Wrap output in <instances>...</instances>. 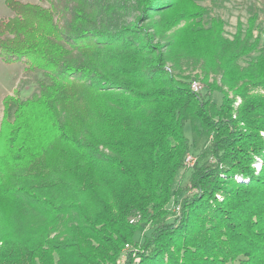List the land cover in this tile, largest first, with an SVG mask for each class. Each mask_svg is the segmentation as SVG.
<instances>
[{
    "label": "trees",
    "instance_id": "trees-1",
    "mask_svg": "<svg viewBox=\"0 0 264 264\" xmlns=\"http://www.w3.org/2000/svg\"><path fill=\"white\" fill-rule=\"evenodd\" d=\"M45 1L5 0L0 20V59L43 75L2 100L0 264H264L258 14L228 37L193 0H136L139 15L115 26L103 4ZM186 122L205 145L172 213Z\"/></svg>",
    "mask_w": 264,
    "mask_h": 264
},
{
    "label": "rangeland",
    "instance_id": "rangeland-1",
    "mask_svg": "<svg viewBox=\"0 0 264 264\" xmlns=\"http://www.w3.org/2000/svg\"><path fill=\"white\" fill-rule=\"evenodd\" d=\"M22 3H39L45 7L48 6L45 0H16ZM91 3H99L108 8L107 12L113 15L112 22H108L109 26H115L116 24H122L129 22L136 18L140 10L137 7L136 0H90ZM197 5L204 6L208 9V13L204 15L203 21L207 24L211 18L220 17L224 20V32L225 36L231 37L236 31L238 20L242 22L243 28L247 26L248 18L256 12L258 19L256 21L253 33L259 36L258 47H264V0H193ZM103 8V6H102ZM13 16V12L7 7L5 0H0V20L7 19ZM115 21V22H113ZM159 39L154 38V42ZM255 53H251L249 56L243 57L239 60L241 65L246 64L250 56ZM169 66V65H168ZM182 74H186L190 79H195L201 85L200 92H205L206 87L202 86V72L198 63H194L191 60H182ZM25 64L23 62L4 63L0 59V121L2 118V100L6 95L12 94L15 89L19 88V94L21 97L26 98L32 93L38 90V81L43 78L40 71L25 72ZM216 80L219 82V75H210L209 81ZM212 99L216 103L221 100V93L214 91ZM192 124L186 122L184 126V134L192 141V147L190 152L196 155L200 152L201 148L205 145L204 137L194 135L192 131ZM256 164H260L259 161H255ZM191 168L185 167L183 171H180L174 181V186L181 190L177 199H173L170 203V211L175 213L174 207L179 203V200L188 192L189 176ZM257 171V170H256ZM186 187V188H185ZM179 205V204H178ZM150 233V228L146 226L142 231L135 234V240L141 243L144 238ZM124 257H120L119 264H123ZM234 264H238L235 262Z\"/></svg>",
    "mask_w": 264,
    "mask_h": 264
},
{
    "label": "built area",
    "instance_id": "built-area-1",
    "mask_svg": "<svg viewBox=\"0 0 264 264\" xmlns=\"http://www.w3.org/2000/svg\"><path fill=\"white\" fill-rule=\"evenodd\" d=\"M190 88L192 91L198 93V92H200L201 85L199 84V82L197 80H192L190 83ZM196 159H197L196 155H193L192 153H187L184 157V160H183L184 168L187 166H188V168L193 167V165L196 162ZM253 166L256 170H259V168H260V164L259 163L256 164V162L253 164ZM184 168H183V170H184ZM238 180H241V178L238 177ZM174 210L176 213L179 212V205L178 204L174 207ZM137 219H138V217H133L132 219H130V222H135ZM127 247H128V245H126V248Z\"/></svg>",
    "mask_w": 264,
    "mask_h": 264
}]
</instances>
